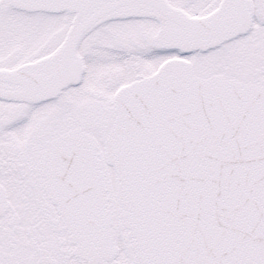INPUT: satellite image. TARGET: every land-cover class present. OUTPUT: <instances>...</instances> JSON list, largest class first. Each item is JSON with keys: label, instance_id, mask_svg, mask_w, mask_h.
Instances as JSON below:
<instances>
[{"label": "snow or ice", "instance_id": "6c2138e0", "mask_svg": "<svg viewBox=\"0 0 264 264\" xmlns=\"http://www.w3.org/2000/svg\"><path fill=\"white\" fill-rule=\"evenodd\" d=\"M0 264H264V0H0Z\"/></svg>", "mask_w": 264, "mask_h": 264}]
</instances>
